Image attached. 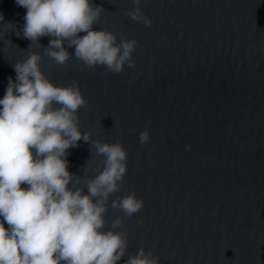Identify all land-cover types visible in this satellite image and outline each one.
<instances>
[{"label":"water","instance_id":"95a60500","mask_svg":"<svg viewBox=\"0 0 264 264\" xmlns=\"http://www.w3.org/2000/svg\"><path fill=\"white\" fill-rule=\"evenodd\" d=\"M92 2L105 9L94 30L136 41L134 66L89 69L74 48L58 65L23 37L26 9L0 0V99L15 63L39 53L55 86L78 82L88 101L80 130L123 145L127 171L103 229L123 220L115 231L128 234V247L117 264L140 248L158 264H264V0H141L151 27L125 15L133 0ZM145 129L150 140L141 145ZM67 151L70 173L87 179L103 170L105 157L89 142ZM132 192L144 207L126 218L111 201Z\"/></svg>","mask_w":264,"mask_h":264},{"label":"clouds","instance_id":"9594fccd","mask_svg":"<svg viewBox=\"0 0 264 264\" xmlns=\"http://www.w3.org/2000/svg\"><path fill=\"white\" fill-rule=\"evenodd\" d=\"M133 2L136 7L125 15L151 27L152 21L139 7L141 0ZM16 4L26 9L23 37L42 47L44 56L56 64L63 66L71 59L67 49L74 48L75 58L89 69L104 66L119 74L125 64L134 66L136 41L118 43L113 32L94 30L105 9L92 0H16ZM9 25L16 30L14 23ZM45 36L50 38L47 47L38 42ZM42 60L31 52L15 63L16 78L9 77L0 99V264H117L128 247V234L115 231L123 227V220L117 217L111 230L103 229L110 197L121 190L127 171V152L121 143L92 141L91 132L80 130L78 111L88 101L78 82L55 86L41 71ZM81 139L95 148L97 156L105 157L103 170L87 179L68 171L67 150ZM149 140L147 129L140 132L141 145ZM143 207L135 192L111 201V208L126 218ZM158 260L140 248L124 264H158Z\"/></svg>","mask_w":264,"mask_h":264}]
</instances>
